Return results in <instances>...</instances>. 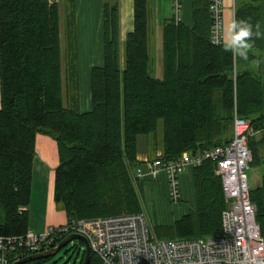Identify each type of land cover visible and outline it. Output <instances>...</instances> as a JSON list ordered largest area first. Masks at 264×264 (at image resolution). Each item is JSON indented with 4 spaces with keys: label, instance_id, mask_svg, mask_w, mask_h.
Instances as JSON below:
<instances>
[{
    "label": "trees",
    "instance_id": "1",
    "mask_svg": "<svg viewBox=\"0 0 264 264\" xmlns=\"http://www.w3.org/2000/svg\"><path fill=\"white\" fill-rule=\"evenodd\" d=\"M208 6L209 0H191L190 23L174 16L163 22L157 74L150 61L147 0H133V29L123 42L118 2L104 1L102 63L90 68L91 105L82 110L76 0H62V5L59 0H0V235H23L28 229L37 133L56 140L54 200L68 223L142 211L143 186L133 177L140 164V135L148 139L150 159H173L183 151L227 143L239 115L256 130L248 141L250 165L263 160L260 0H235L234 19L252 25L254 33L246 57L211 41ZM191 168L194 208L173 223L154 225L158 237L222 232L225 200L216 163L205 158ZM254 191L250 198L264 236V180ZM46 259L24 264H45ZM88 264L102 261L91 252Z\"/></svg>",
    "mask_w": 264,
    "mask_h": 264
},
{
    "label": "built area",
    "instance_id": "2",
    "mask_svg": "<svg viewBox=\"0 0 264 264\" xmlns=\"http://www.w3.org/2000/svg\"><path fill=\"white\" fill-rule=\"evenodd\" d=\"M175 19L180 20V0H172ZM223 0H209L211 41L224 43ZM264 131V125L262 127ZM256 130L251 120L235 115L231 139L210 149L183 151L173 159H145L134 170L139 179L165 175L167 193L179 201L180 173L205 158L216 163L225 207L222 232L197 238H161L151 233L142 211L81 218L51 225L41 232L28 228L23 235H0V264H12L29 254L43 251L61 234L84 235L91 252L102 264H264V236L256 221V205L250 198L247 169L251 159L248 141ZM24 207H21L23 209Z\"/></svg>",
    "mask_w": 264,
    "mask_h": 264
},
{
    "label": "crops",
    "instance_id": "3",
    "mask_svg": "<svg viewBox=\"0 0 264 264\" xmlns=\"http://www.w3.org/2000/svg\"><path fill=\"white\" fill-rule=\"evenodd\" d=\"M104 1H117L119 5V34L120 41L123 42L128 32L133 29L134 10L133 0H76V35L78 33L77 48L83 51H91V43L97 41L102 44L101 36V7ZM181 9L179 16L181 20L190 23L192 20L191 0H180ZM148 18L153 22L152 32L156 35L158 51L162 24L165 20L173 17L174 6L172 0H147ZM235 0H223V18L225 25L224 42L227 43L226 29L231 19L234 18ZM261 32H262V54L261 69L264 76V0H260ZM82 36V37H81ZM161 43V42H160ZM161 47H159L160 49ZM160 58V56H159ZM102 60V59H101ZM91 64H101L102 61ZM79 66V61H78ZM80 81V74H79ZM87 83V81H86ZM80 87V84H79ZM264 87V77H263ZM91 105V103H90ZM87 107V105L85 106ZM90 107L86 110H89ZM264 139V131L262 133ZM138 136V142L142 138L143 146H138L137 159L144 160L150 158V149L147 137ZM59 162L56 140L43 133H37L35 138V155L32 173V192L30 203L28 204V228L41 232L51 225H60L67 221L65 211L56 205L54 200L55 169ZM250 177L247 175L249 190L254 194V190L260 186L264 180V158L257 164L250 165ZM247 169V170H248ZM182 185V186H181ZM193 185V201L195 202V188L193 183L192 168L180 173L181 196L189 197L191 186ZM167 189V188H166Z\"/></svg>",
    "mask_w": 264,
    "mask_h": 264
},
{
    "label": "rangeland",
    "instance_id": "4",
    "mask_svg": "<svg viewBox=\"0 0 264 264\" xmlns=\"http://www.w3.org/2000/svg\"><path fill=\"white\" fill-rule=\"evenodd\" d=\"M62 5V0H59ZM235 5V3H234ZM64 12L61 10L60 18V34H61V45L65 47V29H64ZM153 22L151 18H148V38H149V52L150 61H152L155 71L160 74L161 61L159 56H161V36L158 47V52H156L155 47L157 46L156 35L153 32ZM77 30V28H76ZM82 37V36H81ZM78 39V33H77ZM92 46L91 51H78V61H79V74H80V87H79V106L82 110H86L90 107V92H89V71L92 62L95 64L100 62L102 59V44L99 45L97 41L90 44ZM157 48V47H156ZM264 51V49H263ZM262 54V50H261ZM154 57H156L154 62ZM102 61V60H101ZM264 77V76H263ZM87 81V83H86ZM87 105V107H85ZM160 127V125H159ZM141 137H146L145 135ZM140 138L138 146H143V142ZM145 160V159H144ZM144 160H139L140 163ZM138 166V165H137ZM136 166V167H137ZM247 175L250 177V170H247ZM134 180L136 178L133 173ZM141 185L143 186V191L140 195L141 197V210L145 216L147 225L151 233H155L154 225L159 224H169L173 223L176 219L180 218L186 212H189L194 208L193 201V185L191 186V194L189 197H183L179 201H173L167 193V182L162 179H152L144 178L140 179ZM182 186V185H181ZM84 252V244L79 243L77 239L69 241L64 247L58 250L53 256L48 257L45 264H79L82 254ZM41 264V263H34Z\"/></svg>",
    "mask_w": 264,
    "mask_h": 264
},
{
    "label": "clouds",
    "instance_id": "5",
    "mask_svg": "<svg viewBox=\"0 0 264 264\" xmlns=\"http://www.w3.org/2000/svg\"><path fill=\"white\" fill-rule=\"evenodd\" d=\"M226 47L239 57H246L252 44L250 38L254 35L252 25L243 20L231 19L227 29Z\"/></svg>",
    "mask_w": 264,
    "mask_h": 264
},
{
    "label": "water",
    "instance_id": "6",
    "mask_svg": "<svg viewBox=\"0 0 264 264\" xmlns=\"http://www.w3.org/2000/svg\"><path fill=\"white\" fill-rule=\"evenodd\" d=\"M73 239H77V240H80L83 242V244H84V256H83V260H82L81 264H88V261H89L90 255H91V249H90L89 242L84 235H82L80 233H76V232L68 233L56 245H54L48 249H45L43 251L36 252L33 254H29V255H27V256L19 259V260H16L12 264H24L28 261H33V260H37V259H41V258L51 257L58 250H60L69 241H71Z\"/></svg>",
    "mask_w": 264,
    "mask_h": 264
},
{
    "label": "bare ground",
    "instance_id": "7",
    "mask_svg": "<svg viewBox=\"0 0 264 264\" xmlns=\"http://www.w3.org/2000/svg\"><path fill=\"white\" fill-rule=\"evenodd\" d=\"M67 9V8H66ZM63 10V9H62ZM67 12V11H66ZM67 16V15H66ZM62 40V39H61Z\"/></svg>",
    "mask_w": 264,
    "mask_h": 264
}]
</instances>
